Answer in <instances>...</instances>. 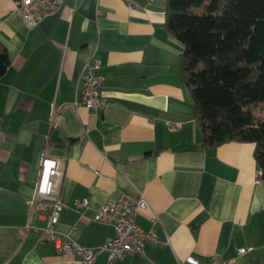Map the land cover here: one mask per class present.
<instances>
[{
    "label": "crops",
    "instance_id": "crops-1",
    "mask_svg": "<svg viewBox=\"0 0 264 264\" xmlns=\"http://www.w3.org/2000/svg\"><path fill=\"white\" fill-rule=\"evenodd\" d=\"M16 0H0V43L10 66L0 78V264H82L42 242L32 212L44 156L60 163L64 203L56 229L83 246L114 235L95 220L108 200L144 193L139 214L155 229L142 253L115 264H179L192 255L236 264H264V178L252 142L203 143L196 103L181 69L183 44L167 28V0H66L28 27ZM97 59L106 106L88 109L78 89ZM170 122H181L177 130ZM57 132L58 137L53 134ZM89 199L83 207L78 200ZM154 213L160 215L155 226ZM248 247L244 255L239 248ZM93 264H108L107 253Z\"/></svg>",
    "mask_w": 264,
    "mask_h": 264
},
{
    "label": "trees",
    "instance_id": "trees-1",
    "mask_svg": "<svg viewBox=\"0 0 264 264\" xmlns=\"http://www.w3.org/2000/svg\"><path fill=\"white\" fill-rule=\"evenodd\" d=\"M167 28L183 44L181 69L207 148L252 142L264 178V0H167ZM10 66L0 43V78Z\"/></svg>",
    "mask_w": 264,
    "mask_h": 264
},
{
    "label": "built area",
    "instance_id": "built-area-1",
    "mask_svg": "<svg viewBox=\"0 0 264 264\" xmlns=\"http://www.w3.org/2000/svg\"><path fill=\"white\" fill-rule=\"evenodd\" d=\"M97 13L100 14L101 0H95ZM66 0H16L15 12L24 20L25 24L32 28L38 25L46 16L58 12ZM130 8L137 7V0H125ZM101 66L97 59L88 61L82 72L81 85L78 89L80 100L74 102L84 104L88 109L98 111L107 104L106 96L103 94V78L96 74V70ZM170 129L177 130L182 126L181 122H170ZM61 173L60 163L57 159L44 156L41 162L40 177L35 194L28 198V204L32 212L41 210L45 214L46 223L44 225H32L31 228L40 234L42 242H51L59 253H66L82 258V264H93L98 255L106 252L108 264L122 260L126 255L142 253L148 241H155L157 236L152 227L145 230L138 223L139 214L150 209V203L144 193L133 195L122 193L118 198L105 202L95 214V220L109 223L114 226V235L98 246H83L73 238L60 234L56 229L64 203L57 190L56 178ZM263 178V170L259 169L257 180ZM78 204L83 207L89 206V199L78 200ZM160 221V215L154 213L151 222L155 226ZM250 250L242 247L238 250V255H244ZM179 264H236L234 259L223 260L213 257L208 262H201L192 255L180 260Z\"/></svg>",
    "mask_w": 264,
    "mask_h": 264
},
{
    "label": "rangeland",
    "instance_id": "rangeland-1",
    "mask_svg": "<svg viewBox=\"0 0 264 264\" xmlns=\"http://www.w3.org/2000/svg\"><path fill=\"white\" fill-rule=\"evenodd\" d=\"M253 111L257 119L264 120V103L255 105Z\"/></svg>",
    "mask_w": 264,
    "mask_h": 264
},
{
    "label": "water",
    "instance_id": "water-1",
    "mask_svg": "<svg viewBox=\"0 0 264 264\" xmlns=\"http://www.w3.org/2000/svg\"><path fill=\"white\" fill-rule=\"evenodd\" d=\"M53 137H54V138H57V137H58V133L55 132V133L53 134Z\"/></svg>",
    "mask_w": 264,
    "mask_h": 264
}]
</instances>
